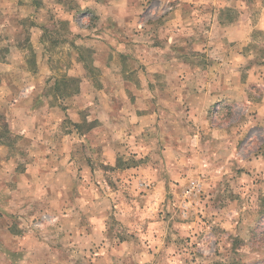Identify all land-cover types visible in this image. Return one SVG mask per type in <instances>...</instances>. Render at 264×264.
Returning a JSON list of instances; mask_svg holds the SVG:
<instances>
[{"label":"rangeland","instance_id":"374dc122","mask_svg":"<svg viewBox=\"0 0 264 264\" xmlns=\"http://www.w3.org/2000/svg\"><path fill=\"white\" fill-rule=\"evenodd\" d=\"M0 264H264V0H0Z\"/></svg>","mask_w":264,"mask_h":264},{"label":"crops","instance_id":"0c3cea01","mask_svg":"<svg viewBox=\"0 0 264 264\" xmlns=\"http://www.w3.org/2000/svg\"><path fill=\"white\" fill-rule=\"evenodd\" d=\"M92 134L96 136L95 133H92ZM88 135H89V134H88ZM86 136H87V135H86ZM108 144H109L108 147L110 148V145H111V144H110V143H108ZM111 146H112V145H111ZM48 158H49V157H47V156H44V157H43V159H44V165H45L46 163H49V162H47V161H48ZM45 162H46V163H45ZM109 163H110V165L112 166V162H109ZM44 165H43V166H44ZM46 169L49 170V169H50V166H47Z\"/></svg>","mask_w":264,"mask_h":264},{"label":"trees","instance_id":"16d2710c","mask_svg":"<svg viewBox=\"0 0 264 264\" xmlns=\"http://www.w3.org/2000/svg\"><path fill=\"white\" fill-rule=\"evenodd\" d=\"M73 82V81H72ZM63 95L65 94L66 96H69V95H72L71 93H62ZM74 127L75 128H77V130H78V128H80V126L79 125H74ZM91 128L90 127H88V130H90ZM87 130V131H88ZM4 133H6V131L4 130Z\"/></svg>","mask_w":264,"mask_h":264}]
</instances>
